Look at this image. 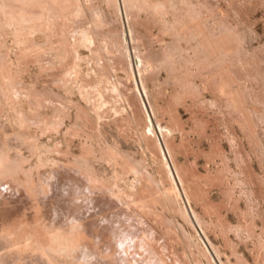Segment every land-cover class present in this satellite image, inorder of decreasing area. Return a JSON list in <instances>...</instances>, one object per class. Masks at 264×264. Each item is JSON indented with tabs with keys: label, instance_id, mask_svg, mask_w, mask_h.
I'll return each mask as SVG.
<instances>
[{
	"label": "rangeland",
	"instance_id": "374dc122",
	"mask_svg": "<svg viewBox=\"0 0 264 264\" xmlns=\"http://www.w3.org/2000/svg\"><path fill=\"white\" fill-rule=\"evenodd\" d=\"M221 263L264 264V0H0V264Z\"/></svg>",
	"mask_w": 264,
	"mask_h": 264
},
{
	"label": "bare ground",
	"instance_id": "6f19581e",
	"mask_svg": "<svg viewBox=\"0 0 264 264\" xmlns=\"http://www.w3.org/2000/svg\"><path fill=\"white\" fill-rule=\"evenodd\" d=\"M125 2V1H124ZM146 88L144 87V84H143V82L141 83H139V82H137V90H138V92H139V94H140V96L142 97V99H143V102H144V104H145V108H146V111H147V113H148V116H149V119L150 120H152V118H151V114H154L153 113V110H152V106L150 105V106H148L147 105V101H146V98H147V94H146V90H145ZM148 100V99H147ZM152 112V113H151ZM152 123L154 122V119H153V121H151ZM154 124V123H153ZM153 128V127H152ZM151 128V129H152ZM155 128H156V132H154L155 133V135H156V137L158 138L157 140H158V142H159V145H160V149H161V151H162V153L164 154V158H165V161H166V166H167V168H168V170H169V173H170V175H171V177H172V180H173V182H174V184H175V186H176V189H177V191H178V196H179V198L181 199V202L183 203V205H184V207H185V211H186V213H188V214H186V216L187 215H189L190 217L189 218H191L192 220L191 221H193V223H194V225L196 226V228L198 229V231H199V229L200 230H202L201 229V227L199 226L200 224H199V221L197 220L198 218L196 217V213H194V211L192 210V208H191V206H190V203H189V198H188V196H187V190H185V186H184V181H183V179H182V176H181V174H180V172H179V170L177 169V167H176V165H175V162H174V160H173V156L171 155V151H170V147L168 146V144H167V142H166V140L164 139V133H163V131H164V127L163 126H161L160 124L158 125V127H156L155 126ZM154 129V128H153ZM168 129V128H167ZM153 131V130H152ZM151 131V132H152ZM154 131H155V129H154ZM153 133V132H152ZM153 133V134H154ZM81 167V166H80ZM200 227V228H199ZM19 231H20V229H19ZM18 231V232H19ZM78 231V230H77ZM203 231V230H202ZM78 236V235H77ZM204 236V235H203ZM208 240V239H207ZM60 242V241H59ZM117 242V241H116ZM204 242H205V240H204ZM206 243V242H205ZM208 243V242H207ZM68 244V243H67ZM117 244V243H116ZM210 244V243H209ZM60 245V244H59ZM77 245V244H76ZM119 252V251H118ZM217 253V252H216ZM43 257V256H42ZM219 259V258H218ZM217 259V260H218ZM221 261V260H220ZM222 264V263H221Z\"/></svg>",
	"mask_w": 264,
	"mask_h": 264
}]
</instances>
